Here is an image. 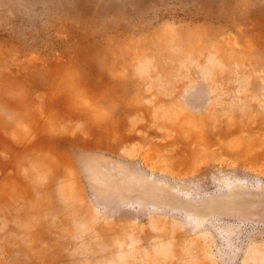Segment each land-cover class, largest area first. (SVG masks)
<instances>
[{
  "label": "rangeland",
  "instance_id": "obj_1",
  "mask_svg": "<svg viewBox=\"0 0 264 264\" xmlns=\"http://www.w3.org/2000/svg\"><path fill=\"white\" fill-rule=\"evenodd\" d=\"M0 264H264V0H0Z\"/></svg>",
  "mask_w": 264,
  "mask_h": 264
}]
</instances>
